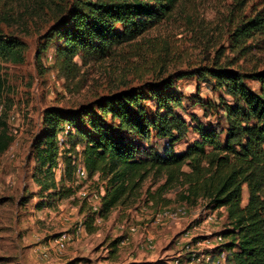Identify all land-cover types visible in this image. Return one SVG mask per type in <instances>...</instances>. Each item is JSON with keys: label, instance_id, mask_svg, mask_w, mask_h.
<instances>
[{"label": "trees", "instance_id": "1", "mask_svg": "<svg viewBox=\"0 0 264 264\" xmlns=\"http://www.w3.org/2000/svg\"><path fill=\"white\" fill-rule=\"evenodd\" d=\"M180 1L74 0L52 32L63 43L57 57L67 64L79 55L85 61L110 57L117 47L169 17ZM263 29L264 18H256L242 24L237 35L264 33ZM24 50V42L0 32V155L12 141L2 65L23 62ZM186 75L234 98L233 104H223L219 116L227 128L219 120L208 125L196 118L189 123L175 112L181 99L174 84ZM248 80H255L259 90ZM147 88L121 90L74 110L46 108L43 128L32 143V177L40 196L36 207H54L82 187V183L73 186L82 161L88 176L100 184L99 193L104 191L96 211L87 199L76 202L87 232L99 229L97 217L105 220L115 207L140 198L143 183L153 180L148 195L144 194L149 196L147 201L157 204L166 199L167 191H174L188 206L226 211V227L220 233L226 239L223 246L230 264H264V69L245 71L216 63L162 78ZM147 99L153 100L156 111L148 107ZM191 129L197 134L192 141L188 139ZM182 144L186 147L179 148ZM65 180L72 186L64 185ZM245 187L248 200L243 204ZM120 241L117 238L112 244Z\"/></svg>", "mask_w": 264, "mask_h": 264}, {"label": "rangeland", "instance_id": "2", "mask_svg": "<svg viewBox=\"0 0 264 264\" xmlns=\"http://www.w3.org/2000/svg\"><path fill=\"white\" fill-rule=\"evenodd\" d=\"M73 1L0 0V32L15 36L25 44L23 62H5L2 65L6 119L12 141L0 155V264L41 261L36 248L40 229L36 225L35 214H80L76 202L82 199L77 188L70 197L56 201L54 207L46 206L40 210L36 207L40 196L37 194L39 186L32 177L35 166L32 143L43 128L46 108L79 109L105 95L134 87L147 91L148 84L162 78L215 66L216 63L245 71L264 69V33L254 31L250 36L237 35L242 24L264 18V0H181L169 17L147 29L134 41L117 47L112 56L101 60L87 57L85 61L79 55L73 63L67 64L57 57V48L63 43L60 36L52 32L57 20L65 15L62 14L64 8L72 6ZM247 82L254 90H259L255 80ZM174 87L181 99L175 112L184 115L187 122L195 123L197 118L210 125L217 124L219 120L220 126L227 128V122L219 116L223 113V104H233L231 95L222 89L207 87L192 75L178 79ZM147 100L148 107L156 111L153 100ZM196 137L191 129L188 139L192 141ZM185 146L182 144L179 148ZM78 165L84 164L79 161ZM62 169L60 159L56 168L59 178ZM74 179L73 186L82 183L92 194L101 190L95 177L82 179L74 172ZM152 182L147 180L143 183L142 193L147 194L145 190L152 186ZM64 185L72 186V182L65 180ZM147 195L131 201L136 203L139 199V207L148 214L165 206L186 204L174 191H167L163 195L166 199L159 200L157 204L147 201ZM243 198V204H246V187ZM189 207L191 214L188 217L164 221L152 230V239L156 243L153 253L157 252L158 258L156 263L187 264V243L194 244L200 240L199 246L207 250L208 246L217 244L212 234L226 227V211L203 213L198 210L199 215L196 216L197 207ZM56 215L53 227L60 224V229L64 228L55 230L54 237H59L69 233L71 228L65 220L61 225ZM73 227L79 228V220ZM114 238L113 235L98 238V251L111 248ZM122 250L123 253L128 252L127 249ZM122 256L120 264H130L124 259L125 255ZM60 258L53 260V264H73L83 260L78 256L65 263L63 257ZM145 263L153 264L150 261ZM225 264H230V261Z\"/></svg>", "mask_w": 264, "mask_h": 264}, {"label": "crops", "instance_id": "3", "mask_svg": "<svg viewBox=\"0 0 264 264\" xmlns=\"http://www.w3.org/2000/svg\"><path fill=\"white\" fill-rule=\"evenodd\" d=\"M141 197H144V193H142ZM139 203L138 199L136 203L115 207L107 219H103L101 223L96 222L97 225H100V229L94 233L86 231V227L83 224V214H60L61 216L56 214H35V222L38 229H40L36 248L41 254V261L37 259L33 264H53V260H59L60 257H63L62 259L65 260V263H70L78 256H82L83 260L73 264H120L123 258L122 254L125 255L124 259L128 260L130 264H144V262L148 261L157 264V252L153 253L155 250H149L146 246L147 239L154 238L152 230L157 226V223L153 222V214L145 212L143 208L139 207ZM151 203L149 202V204ZM196 207L195 210L198 211L202 209L203 205ZM55 215L61 225L65 224L63 221L65 220L66 224L71 228L64 249L58 246V237H54L56 231L64 230L62 227L60 229V224L57 227H53L55 225L53 222ZM77 220H79L78 229L73 227L74 222ZM103 235L105 238L113 235L115 237L114 240L123 236L124 238H120L121 241L117 245L112 244L113 240L110 243L111 248L107 247L105 251H98L99 244L97 240ZM123 248L127 249L128 252L123 253ZM28 261L30 262V260Z\"/></svg>", "mask_w": 264, "mask_h": 264}, {"label": "built area", "instance_id": "4", "mask_svg": "<svg viewBox=\"0 0 264 264\" xmlns=\"http://www.w3.org/2000/svg\"><path fill=\"white\" fill-rule=\"evenodd\" d=\"M67 133H68V130L65 131V134ZM76 175L78 178H82V179L87 178L88 171L86 167L84 165H78L76 169ZM78 193L81 199H87L92 204L94 211L98 210V207H99L98 200L100 199L101 194L104 193L103 189L101 193L92 194L87 187L82 186L79 188ZM189 208L190 207L187 204H182L177 207L159 208L153 213V222L160 224L164 221H177L182 218L188 217L189 214H191L189 211ZM200 211L201 212L203 211V213L204 212L205 213L214 212L211 209L204 208V206L202 207V209H200ZM196 212L197 214L195 215L196 216L199 215L198 214L199 211H196ZM102 221H103L102 218L100 217L96 218L97 223H101ZM68 235H69L68 233H64L58 237L57 244L61 249H64L66 247V243L69 238ZM212 235H213L214 240L217 242V244L208 246L209 250L204 249L199 246L201 245L200 240H198L194 244H190V243L186 244L185 250L187 251L186 252L187 264H225L226 263V261L228 260V252L223 246L224 243L226 242V239L224 238L223 234H221L220 232L212 234ZM146 245L151 250H154L156 247V243L154 242L152 238L147 239ZM179 255H182V253H179ZM179 262L180 261H178V263ZM179 264H184V262L179 263Z\"/></svg>", "mask_w": 264, "mask_h": 264}]
</instances>
